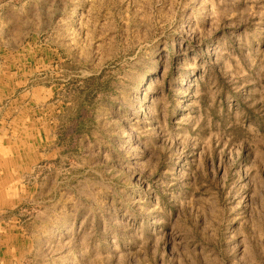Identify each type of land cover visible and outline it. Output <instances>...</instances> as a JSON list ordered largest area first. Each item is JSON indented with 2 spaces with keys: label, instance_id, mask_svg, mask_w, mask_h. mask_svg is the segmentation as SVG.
Listing matches in <instances>:
<instances>
[{
  "label": "rangeland",
  "instance_id": "obj_1",
  "mask_svg": "<svg viewBox=\"0 0 264 264\" xmlns=\"http://www.w3.org/2000/svg\"><path fill=\"white\" fill-rule=\"evenodd\" d=\"M0 264H264V0H0Z\"/></svg>",
  "mask_w": 264,
  "mask_h": 264
}]
</instances>
